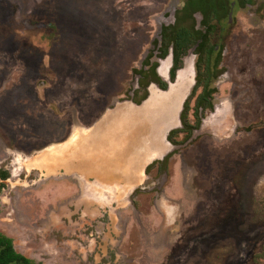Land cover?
Instances as JSON below:
<instances>
[{"label": "rangeland", "instance_id": "rangeland-1", "mask_svg": "<svg viewBox=\"0 0 264 264\" xmlns=\"http://www.w3.org/2000/svg\"><path fill=\"white\" fill-rule=\"evenodd\" d=\"M185 1L0 0V158L16 152L27 166L19 220L2 215L0 231L24 224L16 239L27 240L52 215L36 249L17 243L26 256L264 264V0H230L229 28L215 23V109L175 146L189 103L196 120L198 57L192 48L177 62L160 35L174 16L191 29ZM71 139L87 141L64 158Z\"/></svg>", "mask_w": 264, "mask_h": 264}, {"label": "trees", "instance_id": "trees-1", "mask_svg": "<svg viewBox=\"0 0 264 264\" xmlns=\"http://www.w3.org/2000/svg\"><path fill=\"white\" fill-rule=\"evenodd\" d=\"M245 1L248 3L252 2V0ZM232 7L230 0H186L182 18L192 19L193 26L191 29L185 26V22L179 17L176 18L174 24H165L162 27L160 35L162 36V43L160 44L164 48L173 47L177 62H180V58L187 55L192 48L196 50V56L198 57L196 62V87L191 97V99L196 97L193 110L196 120L194 124H191L189 103L182 114V128L174 130L170 135V139L175 146L179 145L175 140L178 135L184 134V139L190 138L195 133V130L200 128L207 112L215 109L214 96L217 93V90L213 87L216 85L215 70L220 66L222 54L215 60V56L218 54V47L213 46L211 41L215 37L217 29L215 23L222 26V32L229 28L233 21L231 18ZM197 14L202 16V23L199 28H197L195 20ZM224 22L225 26L222 25ZM156 44H159L158 40ZM148 63L152 66L149 61ZM255 127L251 126L250 129ZM171 157V154L167 156L165 162H169ZM0 264L43 263H36L18 254L12 246V241L0 234Z\"/></svg>", "mask_w": 264, "mask_h": 264}, {"label": "flooded vegetation", "instance_id": "flooded-vegetation-1", "mask_svg": "<svg viewBox=\"0 0 264 264\" xmlns=\"http://www.w3.org/2000/svg\"><path fill=\"white\" fill-rule=\"evenodd\" d=\"M197 15L195 16V20L197 23V28H199L201 23H202V16L201 15L197 16ZM176 18L177 17L174 16L173 19H171V21L166 23V24H170V23L174 24L176 22ZM144 69H146V68H144ZM182 126H183V124H182ZM72 142H73V140L71 139L69 144H68V147L71 145ZM6 153L7 154H6L5 158H0V217L2 215L8 217L7 221L6 220L5 221H6V224H9V223H13V222L17 223L19 220V215H18L19 212H17V207L19 206V201H20L19 196L20 195L17 194L16 192L18 190L20 191V190L24 189V187H22V184L20 181L22 178L25 177V173H26L25 170L27 169V166H26V162L24 161L25 157L23 155L16 154V152H10V155H8L7 150H6ZM62 154H64V152ZM165 158H162L161 156H159V158L156 159L155 161H153V162L151 161L150 163H148L144 169L145 178L148 175L149 168H153L156 166H160V167L163 166L165 161H166ZM145 178H144V180H145ZM141 185L133 191V193L130 195L129 198H127L128 205H133V203L136 199V193L143 190ZM39 188L40 187L34 188V190L35 189L38 190ZM8 191L10 192V194H7ZM50 213H51V211L48 213L49 215L46 216V220L37 219L35 222L31 223L32 229L29 227V229H28L29 231L28 230L27 231H28V235L29 234L30 235L32 234V235L31 236L29 235L28 239L25 238L27 240H24V238H22V240H21V238H19L18 240L16 239L18 237V234L23 232L24 224H22L21 226L18 225L16 227V230L14 228L8 229L12 234H14V236L13 235L9 236L8 233H6L7 231H4V230L0 231V234H2L4 237H6L7 239L12 241V246L18 254L25 256L28 259H31L30 257L25 255L24 248H22L20 251L17 249V243L25 246L26 251L27 250L32 251L33 248L36 249L37 247L31 246V244L32 245H39L38 239H39L40 234H41V232H40L41 227H42V229L43 228L49 229L51 227V225H50L51 223L49 222V216H52V215ZM107 215H109V214H107ZM64 218H68V217L64 216ZM103 218H104V216H100V218H97L95 220L96 224L100 225L101 227H105V223L103 222ZM77 220H78V218H77ZM42 222H44V223H42ZM70 222H72L71 219H70ZM71 226H72V223L66 227L68 228V230H70ZM51 228H50V230H51ZM51 232H52V230H51ZM35 253H36V251L33 252V254H35ZM31 260L36 262V263L46 264L45 262H37L33 259H31Z\"/></svg>", "mask_w": 264, "mask_h": 264}, {"label": "water", "instance_id": "water-1", "mask_svg": "<svg viewBox=\"0 0 264 264\" xmlns=\"http://www.w3.org/2000/svg\"><path fill=\"white\" fill-rule=\"evenodd\" d=\"M90 132L91 131H87V133H86L87 137L89 136ZM78 141L79 140H77V139H75V140L73 139V142L71 143V145L68 147L67 150L64 151V154H62V156L64 158L73 157V152L75 150H77L79 147H81L82 145H84L86 143L87 139H84V140L82 139V142H80V143H78ZM56 154H57V152H54V153H45L44 152L38 157V160L43 159V158H47V157H52V156H54Z\"/></svg>", "mask_w": 264, "mask_h": 264}]
</instances>
